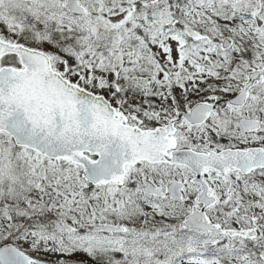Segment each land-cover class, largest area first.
<instances>
[{
    "label": "snow or ice",
    "instance_id": "1",
    "mask_svg": "<svg viewBox=\"0 0 264 264\" xmlns=\"http://www.w3.org/2000/svg\"><path fill=\"white\" fill-rule=\"evenodd\" d=\"M0 264H264V0H0Z\"/></svg>",
    "mask_w": 264,
    "mask_h": 264
}]
</instances>
